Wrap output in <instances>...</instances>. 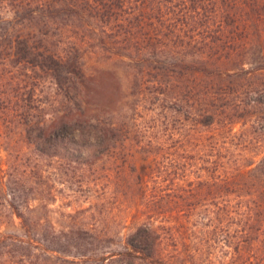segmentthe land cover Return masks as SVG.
<instances>
[{
    "label": "rangeland",
    "instance_id": "374dc122",
    "mask_svg": "<svg viewBox=\"0 0 264 264\" xmlns=\"http://www.w3.org/2000/svg\"><path fill=\"white\" fill-rule=\"evenodd\" d=\"M223 1L215 9L219 21L224 18L222 24L218 19L199 24L197 43L188 37L195 27L189 19L175 24L181 8L172 13L165 9L168 15L157 25L161 40H154L158 51H166L162 55L167 57L162 58L152 53L148 57L122 56L123 48L107 41L100 24L91 26L86 17L58 16L56 22L42 28L38 20L21 24L24 16H15L10 5L0 1V16L9 20L1 21L0 27L34 30L29 45L35 49L42 44L41 33L54 35L51 46L58 43L57 35L64 33L61 39L69 45L76 43L88 75L109 70L119 79L121 96L107 98L112 88L105 78V86L98 89L102 98L90 96L87 102L88 107L99 105L102 110L95 111L102 120L120 127L109 135L111 144L104 154H89L79 162L71 156L72 150L60 156L40 153L31 144L37 131L29 135L14 116L0 119V174L7 187L21 193L23 206H37L36 216L51 220L57 230L80 228L107 238L101 247L112 251L108 264L122 263L113 253L121 249L118 242L136 223L172 219L170 189L189 184L184 174L189 172L192 185L200 186L199 176L204 172L212 177L222 171L236 172L238 167L245 168L252 161L256 164L264 156V68H260L264 66V0L261 5L250 0L252 7L245 16V9L233 7L234 0ZM239 12L242 22L248 21L244 29L238 24ZM208 17L205 15L204 21ZM119 31L114 30L112 35ZM243 41L250 42L251 50H237ZM146 44L138 46L143 49ZM27 57L18 60L13 56L8 63L0 59V72L10 80L14 77L27 91L32 90L42 116L50 118L64 109L62 90L50 76H39L38 68H33L32 58L38 61L35 55ZM179 61L206 63L210 71L191 72ZM206 114L214 117L207 118ZM202 121L214 124L203 125ZM67 143L78 145L70 139ZM170 159L179 165L167 169ZM217 162L225 163L226 169L218 168ZM3 199L0 195V203ZM196 211L191 219L176 215L177 242L169 239L164 246L174 256L172 262L264 264V240L252 244L239 239L231 223H210L200 209ZM0 223L2 229L19 231L20 219L10 209H0ZM237 243H241L239 251Z\"/></svg>",
    "mask_w": 264,
    "mask_h": 264
},
{
    "label": "trees",
    "instance_id": "16d2710c",
    "mask_svg": "<svg viewBox=\"0 0 264 264\" xmlns=\"http://www.w3.org/2000/svg\"><path fill=\"white\" fill-rule=\"evenodd\" d=\"M0 1L10 5L15 16L19 14L24 16L21 24L25 21L38 20L40 27H45L56 22L58 16L86 17L89 25L100 24L102 32L107 35V41L118 43L123 48L120 54L128 58H134L135 54H138L137 57H148L151 53L159 58L167 57L166 54L162 55L166 51L164 49L158 51L160 49H157V42H154V40H161L157 25L158 22H163L164 15H168L165 9L172 13L176 12L175 8L178 10L181 8L182 14L179 15L175 24H179V20L183 22L184 18L189 19L187 22L195 27L190 29L188 37L195 41L198 38L197 31L200 30L199 24L217 20L219 13H215V9L224 2L223 0L221 3H219L221 0ZM262 2V0H256L255 5H261ZM208 6L214 10L209 11ZM233 7H236V10L239 8L240 11L245 9L243 11L245 16V12L252 7V2L234 0ZM239 13H235L238 16V24L243 25L241 29H244L248 21L242 22L239 18V16L242 17L241 12ZM205 15L209 16L207 21H204ZM223 19L220 21L218 19V23L222 24ZM1 21L9 20L0 16ZM147 26L149 28L142 32ZM2 29L4 31L0 32V59L8 63L13 56L18 60H25L29 58L28 55H35L38 61L32 58L35 62L33 68H38L40 77L50 76L54 80L58 88L62 90L61 103L65 105L62 111L54 113L50 118L42 116L41 106L35 102L34 92L24 89V85L15 82L14 77L10 80L5 72H0V119L5 120L14 116L24 126V130L29 131V135L37 131L35 139H31L33 140L31 144L43 154L60 156L63 151L72 150L71 156L80 162L89 154L100 155L107 152L111 144L109 135L115 134L120 127L116 123L102 120L98 115L99 112L95 111L102 110L98 108L99 105L95 103L96 106L88 107L87 102L90 96L102 98L98 96V89L105 86V78L110 80L112 88L107 98L121 96L122 89L116 73L98 70L88 75L80 62L76 43L69 45L70 42L64 41V38L61 39L64 33L57 35L58 43L52 46L49 43L52 42L54 35L47 32L43 35L41 33L39 40L42 44L39 46L40 49H35L34 46L29 45L31 32L34 30L29 32L30 30L25 31L22 27L14 25H8ZM117 29L120 30L119 33L112 35V32ZM241 29L237 31L244 32ZM144 42L147 44L142 49L138 45ZM149 46L152 47L151 51ZM240 49L251 50L250 42H239L237 50ZM178 64L191 72L208 73L210 71L206 63L189 64L179 61ZM4 85L5 88H3ZM34 116L39 119H34ZM209 116L214 117L206 114L207 118ZM201 124L212 126L214 121L210 123L202 121ZM69 139L74 142L73 144L78 145L69 146L67 143ZM201 160L204 163L210 162ZM175 164H177L176 160H171L165 166L168 169L170 165ZM253 164L255 162L252 161L245 168L240 166L236 172L222 171L216 177L208 175V171L204 172L199 176L200 186L192 185L189 172L184 174L189 184L184 187L173 185L170 189L172 210L169 216L173 215L172 219L136 223L131 233L118 242L121 249H117L118 252L113 254L119 255L122 263L117 264H175L172 262L175 259L174 256L169 255L164 246L169 239L177 242V233L174 228L176 215L191 219L197 213V209H200L201 214L210 223L218 220L223 225L226 222L234 225L239 239L245 238L252 244L254 240L257 244L263 243L264 156L255 165ZM216 165L222 170L226 169L223 162H217ZM202 169L206 170V167ZM0 195L4 198V203H0V209H10L13 215L20 219L19 231L11 230L9 227L2 229L3 224L0 223V264H108L107 260L113 256L112 251L108 253L101 247V243L107 238L89 234L87 230L80 228L57 230L51 220L37 217L39 211L37 206L31 204L23 206L21 202H25V199L22 198L21 193L18 194L13 188L10 190L1 174ZM16 199L18 202L15 201ZM236 246L239 251L241 243H237Z\"/></svg>",
    "mask_w": 264,
    "mask_h": 264
}]
</instances>
